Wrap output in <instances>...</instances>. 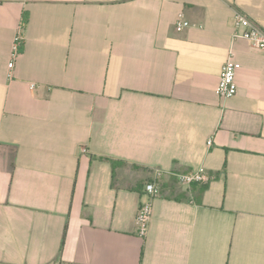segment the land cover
<instances>
[{"label": "crops", "instance_id": "crops-1", "mask_svg": "<svg viewBox=\"0 0 264 264\" xmlns=\"http://www.w3.org/2000/svg\"><path fill=\"white\" fill-rule=\"evenodd\" d=\"M252 25L264 0H0V264H264V51L235 36ZM198 169L208 184L178 182Z\"/></svg>", "mask_w": 264, "mask_h": 264}, {"label": "built area", "instance_id": "built-area-1", "mask_svg": "<svg viewBox=\"0 0 264 264\" xmlns=\"http://www.w3.org/2000/svg\"><path fill=\"white\" fill-rule=\"evenodd\" d=\"M247 24L246 18L241 14L237 13L235 15L234 26L235 29H239ZM189 27V23L184 19H180L176 23V30L182 31ZM235 36L245 38L249 41L251 47L258 51H264V31L260 28L252 25L248 26L244 31L235 33ZM24 42V37L22 34V28H20L14 38L11 51V59L7 65L8 77L12 76V69L14 67L15 61L20 54L21 47ZM236 77V63L234 61V55L232 50H229L226 60L222 65L221 74L216 87V94L222 100H228L236 95L237 86L235 82ZM34 85H31L33 88ZM212 145V139H208L207 146ZM160 172L156 171L155 176H159ZM178 182L186 185L191 184H201L206 185L211 180L212 177L204 172L202 169L192 171L185 174L176 175ZM144 194L146 200L140 205L135 222H136V234L140 238H145L148 234L150 219L152 215V201L157 194L156 181H151L144 185Z\"/></svg>", "mask_w": 264, "mask_h": 264}]
</instances>
